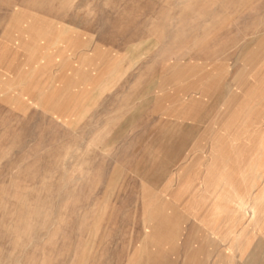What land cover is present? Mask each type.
<instances>
[{
    "label": "rangeland",
    "instance_id": "1",
    "mask_svg": "<svg viewBox=\"0 0 264 264\" xmlns=\"http://www.w3.org/2000/svg\"><path fill=\"white\" fill-rule=\"evenodd\" d=\"M257 79L264 0H0V264H175L144 195Z\"/></svg>",
    "mask_w": 264,
    "mask_h": 264
},
{
    "label": "crops",
    "instance_id": "2",
    "mask_svg": "<svg viewBox=\"0 0 264 264\" xmlns=\"http://www.w3.org/2000/svg\"><path fill=\"white\" fill-rule=\"evenodd\" d=\"M252 86L264 88V80ZM239 103L238 117L228 110L209 130L205 157L195 146L144 195L160 200L161 223H173L153 230L169 241L161 246L176 247L175 264H264V96L241 95ZM233 118L238 138L224 126Z\"/></svg>",
    "mask_w": 264,
    "mask_h": 264
}]
</instances>
